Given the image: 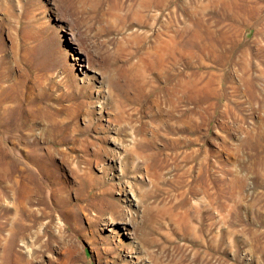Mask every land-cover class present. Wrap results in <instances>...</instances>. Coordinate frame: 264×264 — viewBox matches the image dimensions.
I'll return each mask as SVG.
<instances>
[{
  "label": "rangeland",
  "instance_id": "374dc122",
  "mask_svg": "<svg viewBox=\"0 0 264 264\" xmlns=\"http://www.w3.org/2000/svg\"><path fill=\"white\" fill-rule=\"evenodd\" d=\"M0 264H264V0H0Z\"/></svg>",
  "mask_w": 264,
  "mask_h": 264
},
{
  "label": "bare ground",
  "instance_id": "6f19581e",
  "mask_svg": "<svg viewBox=\"0 0 264 264\" xmlns=\"http://www.w3.org/2000/svg\"><path fill=\"white\" fill-rule=\"evenodd\" d=\"M75 36V35H74ZM131 201V200H130ZM134 205H138V203H137V201L135 202V204ZM128 234H131V233H128Z\"/></svg>",
  "mask_w": 264,
  "mask_h": 264
}]
</instances>
